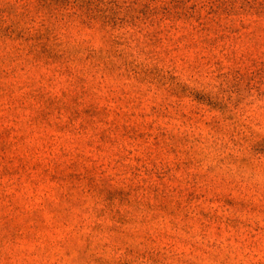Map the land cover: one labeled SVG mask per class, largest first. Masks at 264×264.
<instances>
[{
	"label": "rangeland",
	"instance_id": "obj_1",
	"mask_svg": "<svg viewBox=\"0 0 264 264\" xmlns=\"http://www.w3.org/2000/svg\"><path fill=\"white\" fill-rule=\"evenodd\" d=\"M0 264H264V0H0Z\"/></svg>",
	"mask_w": 264,
	"mask_h": 264
}]
</instances>
